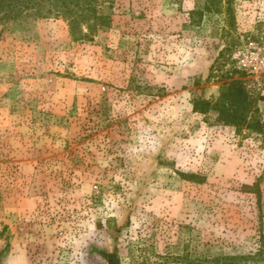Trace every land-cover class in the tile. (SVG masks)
Here are the masks:
<instances>
[{
    "label": "rangeland",
    "instance_id": "374dc122",
    "mask_svg": "<svg viewBox=\"0 0 264 264\" xmlns=\"http://www.w3.org/2000/svg\"><path fill=\"white\" fill-rule=\"evenodd\" d=\"M207 1L99 0L112 22L83 41L46 0L0 9V264H212L264 247V137L193 111L233 68L264 96V0L191 24ZM257 181L260 202L243 192Z\"/></svg>",
    "mask_w": 264,
    "mask_h": 264
},
{
    "label": "trees",
    "instance_id": "16d2710c",
    "mask_svg": "<svg viewBox=\"0 0 264 264\" xmlns=\"http://www.w3.org/2000/svg\"><path fill=\"white\" fill-rule=\"evenodd\" d=\"M42 0H0V9L3 6L15 10L18 6L35 7L40 6ZM51 4L49 13H56L64 17L70 24V36L74 41L92 40L95 33L101 28L108 27L112 22L110 14L101 12L99 0H46ZM233 0H226L227 6H223L219 0H208L204 9L192 10L190 12L191 24L200 22V18L205 11L222 12L225 10L233 18ZM5 4V5H3ZM20 14V13H19ZM6 17V15L4 14ZM9 18L15 16L8 15ZM213 72V68L211 69ZM209 73L211 78L213 73ZM222 91L216 101L204 97L193 100V111L205 116L216 115V121L233 126L238 134L248 131L264 137V119L258 106L264 96L252 93L247 79L241 71L233 68L221 76ZM182 178L203 182L204 178L200 174H185L180 172ZM259 181L257 183L243 186V192L255 193L260 202L262 192ZM249 189V190H248ZM100 254L107 260L108 264H120V258L115 252L101 251ZM254 261V264H264V247L252 254L245 255H225L217 256L212 264H243L242 262Z\"/></svg>",
    "mask_w": 264,
    "mask_h": 264
},
{
    "label": "built area",
    "instance_id": "2783aa9c",
    "mask_svg": "<svg viewBox=\"0 0 264 264\" xmlns=\"http://www.w3.org/2000/svg\"><path fill=\"white\" fill-rule=\"evenodd\" d=\"M252 59L248 58V56L246 57V63H252Z\"/></svg>",
    "mask_w": 264,
    "mask_h": 264
}]
</instances>
